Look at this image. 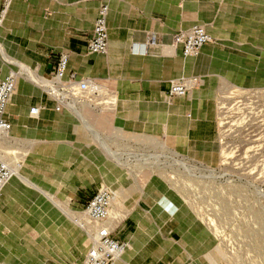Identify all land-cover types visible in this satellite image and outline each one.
I'll use <instances>...</instances> for the list:
<instances>
[{
	"label": "crops",
	"instance_id": "crops-1",
	"mask_svg": "<svg viewBox=\"0 0 264 264\" xmlns=\"http://www.w3.org/2000/svg\"><path fill=\"white\" fill-rule=\"evenodd\" d=\"M99 6L16 0L0 27V79L20 67L47 77L67 54V78L104 81L119 99L115 111L95 118L101 132L89 121L104 144L40 86L18 81L7 117L28 154L0 199V264H82L91 242L61 204L79 214L103 184L118 195L113 213L122 211L113 237L128 245L117 264H216L202 261L206 238L166 186L140 183L137 167L110 152L118 140L157 143L161 127L175 150L207 158L219 138V87H264V0H111L105 55L87 48ZM195 25L214 42L185 57L173 37ZM183 76H202L204 85L171 97V82Z\"/></svg>",
	"mask_w": 264,
	"mask_h": 264
},
{
	"label": "rangeland",
	"instance_id": "rangeland-1",
	"mask_svg": "<svg viewBox=\"0 0 264 264\" xmlns=\"http://www.w3.org/2000/svg\"><path fill=\"white\" fill-rule=\"evenodd\" d=\"M222 86H226L227 95L231 86L252 89L229 83ZM245 104L247 110L240 112L244 119L239 118L232 129L238 136L232 140L229 160L224 157L220 138L207 158L197 156L192 149L188 153L175 150L161 127L154 136L159 138L157 143L137 141V181L163 183L174 204L192 215L193 224L206 238L208 247L201 255L204 263L211 257L216 264H264V101L254 98ZM96 117L99 115L92 113L89 119L101 132ZM61 208L69 218L77 216L66 204ZM191 264L199 263L195 260Z\"/></svg>",
	"mask_w": 264,
	"mask_h": 264
},
{
	"label": "built area",
	"instance_id": "built-area-1",
	"mask_svg": "<svg viewBox=\"0 0 264 264\" xmlns=\"http://www.w3.org/2000/svg\"><path fill=\"white\" fill-rule=\"evenodd\" d=\"M16 0H3L0 9V26L3 25L12 4ZM100 2L98 15L94 24L93 34L88 43L90 54L105 55L109 47L108 16L111 0H97ZM214 42V38L204 25H195L188 31L176 33L173 37V47L181 46L185 57L196 56L206 44ZM69 56L62 54L53 72L45 77L39 76L27 67L10 70L9 74L0 79V199L4 194L7 183L19 176L28 154L27 146L20 140L11 137L12 123L7 117L8 109L17 91L18 81L28 79L40 86L56 103V109L68 110L80 119L85 117L90 121L92 113L107 114L118 107V94L108 83L96 78H78L75 73L66 77ZM204 79L198 77H181L171 82L170 96L183 97L203 86ZM231 93L227 95L226 86L219 88L216 94V109L218 134L224 157L228 158L233 147L232 140L237 134L232 132L238 125L239 118L244 119L242 110H247L245 102L250 99L264 101V87L242 89L231 86ZM232 95V96H231ZM242 98V99H241ZM239 105L238 102H243ZM101 141L105 143L102 139ZM115 153L126 166L137 167V141L122 140L112 142ZM222 153V154H223ZM116 191L107 185H102L96 195L87 203L84 216L74 218L86 235L91 239L86 258L82 264H117L118 259L127 250V243L120 242L113 237L118 227L117 221L122 219L119 209L113 213V201Z\"/></svg>",
	"mask_w": 264,
	"mask_h": 264
},
{
	"label": "bare ground",
	"instance_id": "bare-ground-1",
	"mask_svg": "<svg viewBox=\"0 0 264 264\" xmlns=\"http://www.w3.org/2000/svg\"><path fill=\"white\" fill-rule=\"evenodd\" d=\"M0 27H1V26H0ZM28 69H29V68H28ZM30 70H31V69H30ZM31 71H32V70H31ZM81 118L84 120V124H85V126H87V127L91 130V132H93V133H94V134L100 139V138H101V135L99 134V132H98L97 129L95 128V125H93V124L90 123L88 120H86L85 117H81ZM87 121H88V122H87ZM110 153H111V152H110ZM111 154H112L114 157H117V155H116L115 153H111ZM118 158H119V157H118ZM14 177H16V176H14ZM14 177H13V178H14ZM13 178H12V179H13ZM12 179H11V180H12ZM11 180H10V181H11ZM10 181H9V182H10ZM9 182H8V183H9ZM8 183H7V185H8ZM7 185H6V186H7ZM6 186H5V188H6ZM4 190H5V189H4ZM116 198H117V196L115 197V199H114V201H113V208H114V205H115V200H116ZM84 214H85V213L83 212V215H82V216H84ZM82 216H81V217H82ZM119 222H120V221H119ZM122 256H123V255H122ZM122 256L118 259L117 262L120 263V262L122 261V259H123ZM124 263H125V264H128V263L125 262V261H124ZM124 263H123V264H124Z\"/></svg>",
	"mask_w": 264,
	"mask_h": 264
}]
</instances>
